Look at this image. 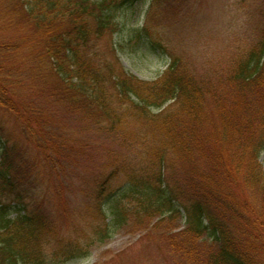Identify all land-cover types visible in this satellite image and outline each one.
Instances as JSON below:
<instances>
[{
	"label": "trees",
	"instance_id": "1",
	"mask_svg": "<svg viewBox=\"0 0 264 264\" xmlns=\"http://www.w3.org/2000/svg\"><path fill=\"white\" fill-rule=\"evenodd\" d=\"M144 1L0 0V264L83 259L134 223H180L213 249L206 264H264V110L247 95L264 85V17L215 85L170 48L168 0L125 27ZM125 51L165 68L137 78ZM89 132L115 147L96 149ZM74 185L83 201L72 209Z\"/></svg>",
	"mask_w": 264,
	"mask_h": 264
},
{
	"label": "rangeland",
	"instance_id": "2",
	"mask_svg": "<svg viewBox=\"0 0 264 264\" xmlns=\"http://www.w3.org/2000/svg\"><path fill=\"white\" fill-rule=\"evenodd\" d=\"M149 1L140 2L128 11L124 19L126 28L143 24ZM166 6L168 10L163 8L167 13L166 22L163 23L170 48L181 53L196 75L212 80L215 85H219L218 79L230 65L231 57L237 56L239 49L256 43L260 17H264V0H168ZM100 50L110 59L107 42L100 43ZM119 58L126 70L143 80L156 79L165 68V58L144 51H125L119 54ZM220 86L226 90V86ZM255 91L252 94L247 92V95L263 106L264 110V85ZM225 93L230 95L231 92L228 90ZM208 114L216 126L214 111L208 110ZM54 118L56 122L66 121L70 128H75L81 122L80 117L70 121L65 112L54 113ZM89 134L96 149L115 147L112 139L94 132ZM102 149L96 154L95 161L104 156ZM258 163L264 174V152L260 154ZM76 185L70 186L67 196L72 209L79 207L83 201ZM242 188L246 196L249 195L248 200L256 211L258 203L254 194L246 192L244 185ZM145 224H132L130 228L133 229L126 228L101 246H94L87 257L66 264H206V257L213 252L207 244L190 242L191 239L180 232V223L161 225L150 231L143 229ZM187 244H191L190 249L180 248H186Z\"/></svg>",
	"mask_w": 264,
	"mask_h": 264
}]
</instances>
